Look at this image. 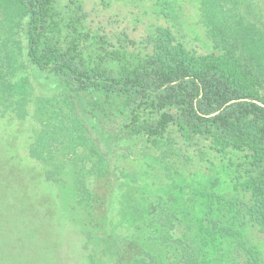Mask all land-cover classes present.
Wrapping results in <instances>:
<instances>
[{
  "label": "trees",
  "instance_id": "16d2710c",
  "mask_svg": "<svg viewBox=\"0 0 264 264\" xmlns=\"http://www.w3.org/2000/svg\"><path fill=\"white\" fill-rule=\"evenodd\" d=\"M190 1L207 52L168 26L110 31L79 0H0V112L25 120L36 101L55 141L94 155L108 264H162L135 244L153 224L177 236L179 264H264V29L241 0ZM47 135L30 159L47 162Z\"/></svg>",
  "mask_w": 264,
  "mask_h": 264
},
{
  "label": "rangeland",
  "instance_id": "374dc122",
  "mask_svg": "<svg viewBox=\"0 0 264 264\" xmlns=\"http://www.w3.org/2000/svg\"><path fill=\"white\" fill-rule=\"evenodd\" d=\"M79 1L110 31L124 29L138 38L145 34L146 25L168 26L187 49L209 50L190 0H169L174 10L168 18H161L142 0ZM239 9L264 29V0H241ZM9 109L0 112V264H108L100 246L103 212L97 209L109 183L96 171H89L94 155L90 150L69 148L68 142H59L58 134L55 141L48 127L53 122L50 109L41 108L36 101L29 102L25 120L13 117ZM42 131L49 134L48 143L39 149H45L42 155L47 162L29 158ZM217 177L223 179L221 169ZM139 186L149 191L145 178ZM156 227L148 225L137 233V251L149 252L162 264H179L177 236L160 235ZM255 236L254 231L246 230V238L260 247Z\"/></svg>",
  "mask_w": 264,
  "mask_h": 264
}]
</instances>
